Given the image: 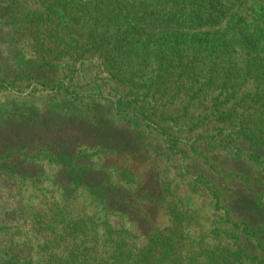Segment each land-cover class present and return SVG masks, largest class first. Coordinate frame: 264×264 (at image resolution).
Masks as SVG:
<instances>
[{
    "label": "rangeland",
    "instance_id": "1",
    "mask_svg": "<svg viewBox=\"0 0 264 264\" xmlns=\"http://www.w3.org/2000/svg\"><path fill=\"white\" fill-rule=\"evenodd\" d=\"M49 1L46 10L44 0H0V76L6 70L7 81L0 83V252L13 241L30 250L33 263L92 264L107 216L143 234L146 223L162 230L167 214H188L200 224L191 237L204 225L214 233L206 239L222 243L264 233V147L249 143L264 134V124L252 126L264 120V107L231 110L235 100L220 94L222 83L228 92L234 87L225 71L214 80L205 75L209 83L190 72L185 49L175 47L210 43L206 33L169 25L138 31L131 51L110 28L105 44L121 45L114 54L86 46L73 62L59 43L81 34L87 20L73 13L77 25L62 31L60 19L47 23L45 14L70 12L76 2ZM191 88L210 101L192 100ZM54 151L75 156L70 162ZM110 196L127 203L112 204Z\"/></svg>",
    "mask_w": 264,
    "mask_h": 264
},
{
    "label": "trees",
    "instance_id": "2",
    "mask_svg": "<svg viewBox=\"0 0 264 264\" xmlns=\"http://www.w3.org/2000/svg\"><path fill=\"white\" fill-rule=\"evenodd\" d=\"M75 2L70 12L61 9L60 12L52 10L45 14L47 23L54 16L60 19L62 31L77 25L75 19L77 16L87 20L85 25H80L83 27L81 34L77 33L76 38L59 43L64 45L62 53L69 57V61L74 62L75 57L86 46L88 50L102 49L107 56H110V53L114 54L121 45L117 47L105 44L112 36L108 32L110 28H113V33L124 34V46L131 51L135 50L134 43L138 31L159 30L168 25L169 28L204 31L202 32L206 33L204 40L211 39L210 43L202 44L201 41L196 45L185 42L184 45L187 46L184 48H181V45L175 47L185 49L186 59L189 61L187 68L190 72L197 75L198 81L200 79L203 81L207 77L205 75L211 76L209 80H214L225 71V74H228L226 82L231 81L234 87L228 92L223 88L226 87L224 82L220 86L222 89L220 94L225 92L229 98L235 100L234 104L229 105L231 110L237 107V104L247 105L252 109L254 107L255 110L264 107V0H75ZM42 4L47 10L50 1L44 0ZM45 16L40 14L42 20ZM58 37H62V34L60 33ZM177 44L178 42H175L169 46V53L174 50L171 46ZM88 50L85 49L86 52ZM138 50L140 54L137 50L134 51L137 56L143 52L141 48ZM39 69H44V66ZM234 70L238 77L234 78ZM5 73L6 70L0 76V83L7 82ZM65 76L67 75L58 76L52 88L57 90ZM250 84L252 86L249 88ZM244 88L247 89L246 92L242 91ZM200 90L191 88L188 91L191 93L189 97L192 100L210 101L209 96ZM217 113L221 117H229L233 112L224 114L218 110ZM263 124L264 120L259 123V120L255 119L252 122L255 130L263 128ZM261 141H264V134L260 140L249 139V143L256 151L264 147ZM52 155L66 158L70 162L75 156L73 152L57 151L52 152ZM122 197L110 196L109 199L112 204L127 203ZM167 215L168 226L159 230V226L146 223L151 229L143 234L138 233L137 229L128 231L124 227H116L107 216L103 222V238L95 240V249L90 257L94 260L92 264H264V233L260 228L244 232L243 235H231L229 242L222 243L221 240H207L206 236L214 233H205L204 225H201V231L194 235L198 238L191 237L193 228L196 230L200 224L187 217L188 214ZM255 241L260 242L262 247L254 246ZM10 243L12 245L8 250L0 252V264H40L32 262L30 250L25 246L16 249L13 241ZM186 250L188 253L180 256V253ZM79 264L91 263L84 261Z\"/></svg>",
    "mask_w": 264,
    "mask_h": 264
}]
</instances>
